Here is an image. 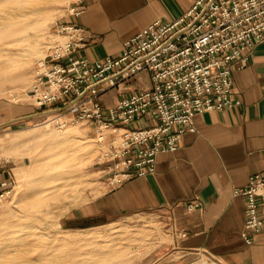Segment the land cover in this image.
<instances>
[{
	"label": "built area",
	"instance_id": "2783aa9c",
	"mask_svg": "<svg viewBox=\"0 0 264 264\" xmlns=\"http://www.w3.org/2000/svg\"><path fill=\"white\" fill-rule=\"evenodd\" d=\"M85 2L70 0L53 23L56 37L36 61L28 93L43 110L38 115L89 127L101 145L102 182L114 188L153 172L158 152L178 146L196 113L240 102L232 96V74L246 65L251 44L264 40V0H195L178 17H157L139 29L118 54L94 60L78 52L86 38L78 21ZM142 70L147 84L104 102L109 89ZM9 191L2 189L0 200ZM234 191L244 196L241 235L249 243L264 228V169ZM202 206L200 199L186 203L187 210Z\"/></svg>",
	"mask_w": 264,
	"mask_h": 264
},
{
	"label": "crops",
	"instance_id": "0c3cea01",
	"mask_svg": "<svg viewBox=\"0 0 264 264\" xmlns=\"http://www.w3.org/2000/svg\"><path fill=\"white\" fill-rule=\"evenodd\" d=\"M194 1L86 0L78 18L86 38L78 52L90 60L118 54L123 41L139 29L157 17H178ZM248 53L246 65L232 74V96L239 103L196 113L178 146L158 152L153 172L114 188L102 182L101 192L79 203L73 216L158 213L172 235L136 264H193L204 256L225 264H264V228L251 242L244 240V196L234 191L250 173L264 169V40L251 44ZM132 88L122 83L109 89L104 102L112 104ZM30 104L0 99V126L43 111ZM16 163L0 154V191L13 184ZM192 199H200L202 208L187 210Z\"/></svg>",
	"mask_w": 264,
	"mask_h": 264
},
{
	"label": "rangeland",
	"instance_id": "374dc122",
	"mask_svg": "<svg viewBox=\"0 0 264 264\" xmlns=\"http://www.w3.org/2000/svg\"><path fill=\"white\" fill-rule=\"evenodd\" d=\"M69 2L70 0H56L46 4L48 18L45 20L44 27L41 30L40 53L36 57L30 58L24 66L28 79L24 85L18 86L17 88H14L10 82L1 85L0 99L13 104L31 106L30 103L32 100L29 96L28 89L33 77L34 66L36 61L44 55L46 48L53 38L56 37L53 23L65 13ZM15 70L17 71L18 68ZM124 83H129L130 86L134 87L145 85L148 83L147 73L145 70H142L140 77L135 75ZM45 124L50 125V127L53 126L52 128L58 130L59 133L62 130L74 128L67 134L70 140L68 143L70 144L69 146L74 145L73 143L75 142H84V144L86 143V148H81L78 152L77 150L74 152V149L73 151L70 149V152L69 150L63 151L64 153H61L57 157L59 161L63 160L58 165L62 171L61 176L58 175L59 177L56 179L43 180L40 183L41 185H38L40 189L44 187V190L42 189L44 193L41 194L43 200L38 203L35 202L28 210L34 219L30 224L34 232L40 234H50L56 231L71 234L77 233L76 235L89 236L91 239L105 238L108 239V242H117L116 248L120 249L122 254L119 256L120 258H115L111 264H136L140 259L142 260L145 253L148 255V253L154 251L158 245L164 243L165 239H168L172 235L169 224H164L159 221L160 217L158 213L152 211L146 213L119 214L117 216L107 217L108 219L104 216H98L92 219L74 217L73 209L79 206V203L91 196L99 194L102 190L103 171L101 170V165L97 162V153L101 145L93 137L89 127L84 123L68 121L65 125L60 126L50 120V117L40 115H34L26 120L0 126V154L11 156L14 161H17L16 167L14 168L15 175L13 184L10 187L9 193L0 200V210L6 205H11L13 209L10 208L9 212H13L17 210V205L20 201L23 202L27 198L31 199L33 197L30 195L31 181L35 180L36 176H39L38 173L44 169L43 165L46 159L53 153L52 150L46 149L48 140L44 138L21 139L16 142H11L10 136L14 134H29L36 129L43 128ZM66 152H69V154ZM73 153L76 154L74 155ZM69 164L76 165V167H73L76 170L70 171V168L67 166ZM31 168H35L36 170L34 169L33 172H30ZM22 181H26L27 183H23ZM13 202H16V205ZM5 217L6 214L0 213V220ZM107 234L108 237H106ZM110 234L111 236H109ZM193 264L225 263L220 262L216 258L204 256Z\"/></svg>",
	"mask_w": 264,
	"mask_h": 264
},
{
	"label": "bare ground",
	"instance_id": "6f19581e",
	"mask_svg": "<svg viewBox=\"0 0 264 264\" xmlns=\"http://www.w3.org/2000/svg\"><path fill=\"white\" fill-rule=\"evenodd\" d=\"M53 1L56 0H0V86L10 82L14 88H17L26 83L28 78L24 66L30 58H34L40 53L41 30L48 18L46 4ZM16 68H18L17 71ZM52 127L45 124L43 128L36 129L29 134L10 136L11 142L21 139L44 138L48 140L46 149L52 150L53 153L46 159L43 165L44 169L38 173L39 176L31 181V187L30 184L28 185L30 195L33 197L27 198L23 202L20 201L17 210L13 212H9L10 208L13 209L11 205H6L0 210L1 214H6V217L0 220V264H111L115 258L122 254L121 250L116 248L117 242H108V239L105 238L91 239L89 236L59 231L40 234L31 228L30 224L34 219L28 210L35 202L43 200L41 194L44 193L42 192L44 187L42 190L38 185L43 180L56 179L61 176L62 171L58 165L63 160L59 161L58 155L64 153L65 150L70 152V149L71 151L74 149V152L76 150L78 152L79 149L86 148L84 142H75L74 145L69 146L70 140L67 134L74 128L62 130L59 133ZM69 152L66 153L69 154ZM67 166L70 171L76 170L73 169L76 165L69 164ZM34 169L31 168L30 172H33ZM13 203L16 205V202Z\"/></svg>",
	"mask_w": 264,
	"mask_h": 264
},
{
	"label": "water",
	"instance_id": "95a60500",
	"mask_svg": "<svg viewBox=\"0 0 264 264\" xmlns=\"http://www.w3.org/2000/svg\"><path fill=\"white\" fill-rule=\"evenodd\" d=\"M41 112H36L34 115H38V114H40Z\"/></svg>",
	"mask_w": 264,
	"mask_h": 264
}]
</instances>
